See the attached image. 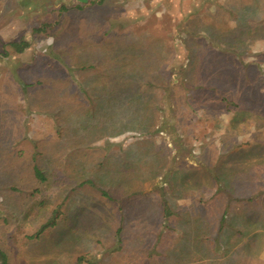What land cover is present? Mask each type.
<instances>
[{
	"label": "rangeland",
	"instance_id": "obj_1",
	"mask_svg": "<svg viewBox=\"0 0 264 264\" xmlns=\"http://www.w3.org/2000/svg\"><path fill=\"white\" fill-rule=\"evenodd\" d=\"M0 249L264 264V0H0Z\"/></svg>",
	"mask_w": 264,
	"mask_h": 264
},
{
	"label": "trees",
	"instance_id": "obj_2",
	"mask_svg": "<svg viewBox=\"0 0 264 264\" xmlns=\"http://www.w3.org/2000/svg\"><path fill=\"white\" fill-rule=\"evenodd\" d=\"M64 8H66V7H64ZM40 29L41 28H38V29H36V31H38ZM44 29H46V28H44ZM12 45L16 46L17 48H20L22 46V44H20L19 41L18 42H13ZM34 173L39 179H41V180L44 179V174H43L42 170L38 166H35ZM104 193L106 194V192H104ZM161 205H162V208H163L164 217L166 219H168L170 216L173 215V212H172V210L170 208L168 200L165 197H163ZM80 260H82V258H80L79 261ZM0 264H8V256L5 253V251H3L1 249H0Z\"/></svg>",
	"mask_w": 264,
	"mask_h": 264
},
{
	"label": "water",
	"instance_id": "obj_3",
	"mask_svg": "<svg viewBox=\"0 0 264 264\" xmlns=\"http://www.w3.org/2000/svg\"><path fill=\"white\" fill-rule=\"evenodd\" d=\"M81 2H86L87 0H80Z\"/></svg>",
	"mask_w": 264,
	"mask_h": 264
}]
</instances>
